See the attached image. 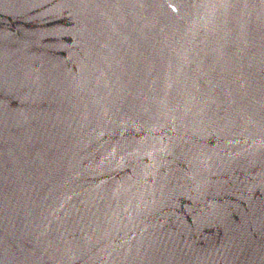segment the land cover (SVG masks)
Wrapping results in <instances>:
<instances>
[{
	"label": "water",
	"instance_id": "obj_1",
	"mask_svg": "<svg viewBox=\"0 0 264 264\" xmlns=\"http://www.w3.org/2000/svg\"><path fill=\"white\" fill-rule=\"evenodd\" d=\"M0 264H264V0H0Z\"/></svg>",
	"mask_w": 264,
	"mask_h": 264
}]
</instances>
